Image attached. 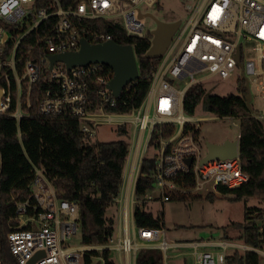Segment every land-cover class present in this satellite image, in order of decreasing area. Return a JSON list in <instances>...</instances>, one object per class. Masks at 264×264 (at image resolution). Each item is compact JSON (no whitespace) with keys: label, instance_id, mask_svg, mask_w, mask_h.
<instances>
[{"label":"built area","instance_id":"built-area-1","mask_svg":"<svg viewBox=\"0 0 264 264\" xmlns=\"http://www.w3.org/2000/svg\"><path fill=\"white\" fill-rule=\"evenodd\" d=\"M53 1L56 8L48 10L36 9L34 0H0V116L14 118L21 142L19 124L27 115L22 108L23 82H27L29 107L30 87L47 71V87L39 96L38 113L75 116L89 139H95L100 124L125 126L129 142L122 190L127 191L128 198L122 202L116 235L111 233L105 243L70 246L68 240L79 230L78 203L59 197L43 168L32 165L31 193L16 203L13 219L18 224L6 235L15 261L28 264L36 257L33 264H137L140 250L154 248L162 254V264H168L166 250L180 245L193 248L194 264H225L226 255L234 250L254 251L264 258V238L260 245L251 246L228 239L170 243L163 228L138 227L133 219L135 205H148L152 200H168L184 193L208 192L209 186L214 188L217 184L232 188L248 181L238 153L231 158L200 162L206 153L197 134L200 117L194 120L187 115L182 101L190 86L203 85L212 76L235 75L237 84L242 80L247 84L249 77L264 79V0H187L190 14L180 22L160 56L146 95L137 107L123 113L105 108L115 105L117 99L106 86V64L67 69L62 62H55L49 69L46 56L37 58L32 54L19 74L18 43L50 16H55L56 21L53 31L44 39L47 56L78 49L80 37L90 42L111 39L108 33H91L89 38L82 35L79 26L86 19H105L122 26L126 35L143 36L149 29L138 17L139 11L144 12L142 6H155L158 0H78L67 9ZM247 39L254 40L255 60H243L241 56ZM186 78V84L178 90L176 82ZM92 81L97 84L100 102H93L88 95ZM258 90L264 92L263 81L258 83ZM253 116L264 122V110L253 111ZM164 130L171 131L167 137L162 134ZM147 150L152 154L145 155ZM143 159L151 160L149 171H139ZM1 162L0 151V174ZM139 176L150 177L151 184L136 197L135 182ZM154 190L159 192L158 199L152 195Z\"/></svg>","mask_w":264,"mask_h":264},{"label":"trees","instance_id":"trees-1","mask_svg":"<svg viewBox=\"0 0 264 264\" xmlns=\"http://www.w3.org/2000/svg\"><path fill=\"white\" fill-rule=\"evenodd\" d=\"M60 7L67 9L78 0H57ZM158 2H156L157 4ZM155 4V5H156ZM36 9H55L53 0H34ZM55 16L42 20L36 28L24 36L16 50L17 71L23 72L25 60L32 54L37 58L47 57L44 39L53 31ZM79 29L86 38L91 33H108L119 44L130 43L137 60L138 76L123 87L113 106L105 105L107 110L123 113L137 107L146 95L151 81V73L157 67L158 58H149L144 53L151 45L150 30L143 36L126 35L122 26L105 19H86ZM11 47L12 44L9 43ZM110 79L112 70L106 67ZM47 71L35 81L29 91V107H26L27 82H23V110L27 112L20 120L21 142L16 133V122L10 116H0V151L2 156L0 174V259L3 264H18L10 254L6 240L7 233L18 222L13 219L16 203L31 193L32 165L43 168L59 197L74 200L79 207V231L83 243H105L114 230L115 219L106 215L111 204L118 205L117 198L122 188L123 170L128 154L129 136L124 127L115 128L124 138L98 140L86 138L80 130L79 121L73 115H44L38 113L39 96L46 89ZM238 94H205L202 83L190 86L183 96V111L192 116L194 107L203 100V107L216 115L234 116L239 119L238 154L242 169L248 175V181L229 188L222 184L215 186L222 195L229 194L230 200H244L250 197L264 200V122L255 116L246 104L247 84L242 80ZM97 84L92 81L88 95L93 102H100ZM171 131H163L167 137ZM199 130H197V134ZM140 172L149 171L150 159H143ZM150 177L139 176L134 194L141 196L150 187ZM216 193L179 194L170 199L185 200L205 198L214 200ZM243 220L221 227L228 239L236 237L247 245H260L264 238V206L244 204ZM134 223L138 227H156L162 229L163 218L148 210V205H135ZM236 229L237 235L230 236L229 229ZM137 264H162V254L158 249L145 248L137 253ZM106 255V254H105ZM225 264H259V255L254 251L234 250L225 257Z\"/></svg>","mask_w":264,"mask_h":264},{"label":"rangeland","instance_id":"rangeland-1","mask_svg":"<svg viewBox=\"0 0 264 264\" xmlns=\"http://www.w3.org/2000/svg\"><path fill=\"white\" fill-rule=\"evenodd\" d=\"M189 2L187 0H158L155 6H142L144 12L151 13L156 19L163 21H174L179 19L180 22L188 18L190 11L187 8ZM26 6V4H23ZM141 22L144 23L146 29L152 30L155 23L149 16L141 17ZM254 40L247 39L241 50L243 60H255V52L253 49ZM199 76V73L195 74ZM187 78L176 82L175 87L178 90L186 84ZM264 82V79L254 77L248 78V91L251 93L249 101L250 109L256 111L264 110V92L258 90V83ZM205 94L227 95L230 93L238 94L239 85L236 82L235 75L229 78H222L220 76H212L203 82ZM192 118L195 120L200 117L198 139L205 151L204 142H221L223 140H233L238 138L239 133V119L234 116L220 117L215 113H211L204 109L203 100H201L195 107ZM95 138L106 141L117 138H124L117 134L115 126L111 124H100L96 128ZM145 155H151L152 151L147 150ZM127 161L124 164V173L127 168ZM210 191L216 193L214 200L197 198V199H168V200H152L148 203V210L154 215H159L163 218V232L166 239L170 243H180L193 240H208L216 242L218 240L228 239L223 234L221 227L232 222H240L243 220V207L256 205L264 206V200L250 197L246 202L244 200H230L229 194L222 195L216 191L215 187H208ZM205 194L206 192H202ZM152 195L158 199L159 192L154 190ZM120 196V193H119ZM107 216H113L115 219L113 235H116L119 228V214L116 204H111L106 209ZM230 236H236V229H229ZM236 243H241V240L233 237L228 239ZM70 246H78L82 244L80 238V231L73 234L68 240ZM200 248V247H198ZM212 249V248H210ZM193 248L190 246H171L166 250L168 255V264H194L195 256L192 253ZM116 262H119L117 255H113ZM259 264H264V258L259 256Z\"/></svg>","mask_w":264,"mask_h":264},{"label":"water","instance_id":"water-1","mask_svg":"<svg viewBox=\"0 0 264 264\" xmlns=\"http://www.w3.org/2000/svg\"><path fill=\"white\" fill-rule=\"evenodd\" d=\"M149 16L155 23V27L150 30L151 45L144 53L149 58H158L161 56L170 42L175 30L180 24L179 19L174 21H163L156 19L149 12L139 11L138 17ZM80 45L76 50L51 53L47 56L49 69L55 62H62L67 69L74 66H87L90 63L106 64L112 70L111 78L106 86L111 95L118 98L123 87L139 78L137 60L135 59L134 50L130 43L119 44L112 39H106L104 42H90L84 37L79 38ZM235 56L238 57L236 52ZM251 93L248 91L245 96L246 104H249ZM238 138L233 140H223L221 142L205 141V155L200 162L212 160L213 158L225 159L236 156L238 153ZM189 163L190 159H186ZM36 257L29 260L28 264H33Z\"/></svg>","mask_w":264,"mask_h":264},{"label":"crops","instance_id":"crops-1","mask_svg":"<svg viewBox=\"0 0 264 264\" xmlns=\"http://www.w3.org/2000/svg\"><path fill=\"white\" fill-rule=\"evenodd\" d=\"M123 181H124V171H123ZM122 188H123V185H122ZM122 188H121V191H120V196H118V198H117V202H118V205H117V207H118V214L120 212V209H121V206H122V202H125L126 199L128 198L127 191L125 189L122 190ZM193 241H197V240H193Z\"/></svg>","mask_w":264,"mask_h":264}]
</instances>
